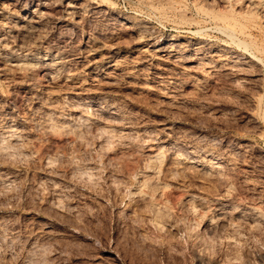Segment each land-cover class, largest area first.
<instances>
[{
  "label": "rangeland",
  "instance_id": "374dc122",
  "mask_svg": "<svg viewBox=\"0 0 264 264\" xmlns=\"http://www.w3.org/2000/svg\"><path fill=\"white\" fill-rule=\"evenodd\" d=\"M226 3L0 0V264H264V12Z\"/></svg>",
  "mask_w": 264,
  "mask_h": 264
},
{
  "label": "bare ground",
  "instance_id": "6f19581e",
  "mask_svg": "<svg viewBox=\"0 0 264 264\" xmlns=\"http://www.w3.org/2000/svg\"><path fill=\"white\" fill-rule=\"evenodd\" d=\"M224 1H226L227 3L226 4H228L229 6L227 7L229 10H228V12L231 14H234L233 12H235V7L236 6H239V5H243L247 10L249 9V11H245L244 13H239V12H241V10L238 12V11H236V12H238L237 13V16L238 17H240V18H245V19H248V16H254V13L253 12H255V11H251V10H253V9H258V11L259 10H262L263 12H264V0H224ZM214 2V1H213ZM216 6V5H215ZM207 8V7H206ZM210 8V7H209ZM199 9H202V8H199ZM244 9V8H243ZM209 11V10H208ZM257 11V10H256ZM203 12V11H202ZM213 12V11H212ZM228 12H226V13H228ZM220 13V12H219ZM231 14V15H232ZM262 14V13H261ZM215 15L216 14H214V17H215ZM222 15H224V14H222ZM236 15V14H235ZM259 15H260V13H259ZM263 15V14H262ZM219 16V15H218ZM237 17V18H238ZM258 17V16H257ZM219 18V17H218ZM221 18V17H220ZM237 18H236V16L235 17H224V21H225V19L227 20L226 22L227 23H229V21H232L233 23L235 22V23H237ZM216 20V19H215ZM194 22H196V21H194ZM239 22V21H238ZM232 23V24H233ZM239 24V23H238ZM226 25V24H225ZM230 25H231V22H230ZM234 26H236L235 24H234ZM231 27V26H230ZM221 28V27H220ZM246 28V27H245ZM234 29V28H233ZM232 29V27L231 28H229V26H227L226 25V27L224 26V28H222V29H220L221 31H222V33H225V34H227L229 37H230V39L232 38V37H234V30ZM241 31V30H240ZM242 34V33H241ZM235 38V37H234ZM234 38H233V40H234ZM233 43V42H232ZM203 45V44H202ZM238 45V44H237ZM239 45H245L244 43H242V42H240L239 43ZM240 48V47H239ZM244 49V48H243ZM246 49V48H245ZM244 51V50H243ZM29 64V63H28ZM215 64V63H214ZM24 65H26L27 66V64L25 63ZM53 65H55V64H53ZM23 66V65H22ZM29 66V65H28ZM38 68V67H37ZM23 69H25V68H23ZM27 70V69H26ZM36 73V72H35ZM260 108V107H259ZM160 158V157H159ZM160 172V171H159ZM146 173V172H145ZM142 174L141 175V180L138 182V183H140L141 182V186L142 187H145L146 188V190H144V188L142 189L141 188V186H140V191H142V190H144L145 191V196H147V197H149L150 198V204H149V206H150V211L151 212H153L154 213V216L156 215V217H160V215H161V207H160V205L161 204H159L160 202H158V200H157V197L159 196V194L157 195V189H155V187H152L151 188V185H153L154 183H156L154 180H155V177H154V175H152L151 173L150 174H148V173H146V174ZM156 174V173H155ZM137 177V176H136ZM153 181H154V183H153ZM155 185V184H154ZM156 187H157V185H156ZM147 188L149 189L148 191H147ZM141 193H143V191L141 192ZM140 193V194H141ZM132 194V193H131ZM157 196V197H156ZM167 209V208H166ZM163 214V213H162ZM161 217H162V215H161ZM157 218V219H158ZM155 219V218H154ZM157 221V220H156ZM176 224V223H175ZM162 225V224H161ZM193 227V226H192ZM163 229V228H162ZM161 230V229H160ZM206 232V231H205ZM207 234V233H206Z\"/></svg>",
  "mask_w": 264,
  "mask_h": 264
}]
</instances>
